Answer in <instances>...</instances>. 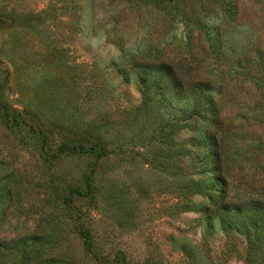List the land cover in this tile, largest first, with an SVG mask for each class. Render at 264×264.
I'll return each mask as SVG.
<instances>
[{"label": "rangeland", "instance_id": "374dc122", "mask_svg": "<svg viewBox=\"0 0 264 264\" xmlns=\"http://www.w3.org/2000/svg\"><path fill=\"white\" fill-rule=\"evenodd\" d=\"M213 133L264 197V0H0V264H264Z\"/></svg>", "mask_w": 264, "mask_h": 264}, {"label": "trees", "instance_id": "16d2710c", "mask_svg": "<svg viewBox=\"0 0 264 264\" xmlns=\"http://www.w3.org/2000/svg\"><path fill=\"white\" fill-rule=\"evenodd\" d=\"M176 74V75H175ZM169 77L171 78V84L178 87L179 89L186 90L189 89L188 85L190 87H196V85L202 87V82H184L182 79L177 75V73L174 70H170ZM205 88H209L205 86ZM210 138L213 140V150H212V157L214 166L213 169L216 171L214 175L212 176V179L207 184V187L213 189L217 193V199H218V208L228 211V210H235L240 211L244 207L249 208H257V209H264V197L261 196H253L249 195L244 198L237 197L235 194L229 195V182L231 180L227 177L228 170L226 167H224V148L222 145V141L219 138L215 137V134H210ZM92 149V148H90ZM207 199L211 202L212 201V193L207 192ZM79 224V223H78ZM81 236L83 238V243L86 246L87 250H92V240L90 237V229L84 227L81 230ZM102 259H106V255L101 254Z\"/></svg>", "mask_w": 264, "mask_h": 264}]
</instances>
